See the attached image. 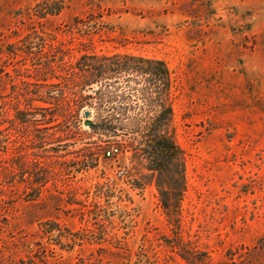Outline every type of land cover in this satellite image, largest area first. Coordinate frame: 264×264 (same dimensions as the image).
Returning <instances> with one entry per match:
<instances>
[{
    "label": "rangeland",
    "instance_id": "rangeland-1",
    "mask_svg": "<svg viewBox=\"0 0 264 264\" xmlns=\"http://www.w3.org/2000/svg\"><path fill=\"white\" fill-rule=\"evenodd\" d=\"M46 1L0 0V264H264V0H61L42 18ZM93 53L167 64L182 168L148 171L67 84L55 121L42 110Z\"/></svg>",
    "mask_w": 264,
    "mask_h": 264
},
{
    "label": "trees",
    "instance_id": "trees-1",
    "mask_svg": "<svg viewBox=\"0 0 264 264\" xmlns=\"http://www.w3.org/2000/svg\"><path fill=\"white\" fill-rule=\"evenodd\" d=\"M43 5L42 18L59 16L65 9L61 0H47ZM72 70L63 83L46 86L45 103L54 108L42 110L52 113V122L57 117L60 99L55 94L59 90L55 89L67 84L71 93L81 96L79 108L110 109L92 128L105 132L110 139L121 135L135 137L134 159L145 161L148 171L167 175L182 168L183 152L172 126L170 96H173L174 82L164 61L130 54L93 53L83 55ZM134 183L141 185L137 180Z\"/></svg>",
    "mask_w": 264,
    "mask_h": 264
},
{
    "label": "water",
    "instance_id": "water-1",
    "mask_svg": "<svg viewBox=\"0 0 264 264\" xmlns=\"http://www.w3.org/2000/svg\"><path fill=\"white\" fill-rule=\"evenodd\" d=\"M91 116H92V113H91L90 111H86V112H85V117H86V118H90ZM87 125H88V126H91L92 123H91V122H88Z\"/></svg>",
    "mask_w": 264,
    "mask_h": 264
},
{
    "label": "built area",
    "instance_id": "built-area-1",
    "mask_svg": "<svg viewBox=\"0 0 264 264\" xmlns=\"http://www.w3.org/2000/svg\"><path fill=\"white\" fill-rule=\"evenodd\" d=\"M112 154H113V153L110 152V153H108V156H111ZM113 155H114V154H113Z\"/></svg>",
    "mask_w": 264,
    "mask_h": 264
}]
</instances>
